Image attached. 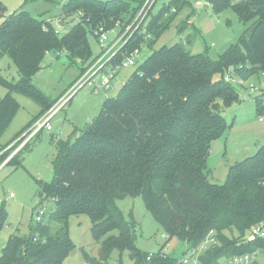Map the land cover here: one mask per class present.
<instances>
[{"label":"trees","instance_id":"obj_1","mask_svg":"<svg viewBox=\"0 0 264 264\" xmlns=\"http://www.w3.org/2000/svg\"><path fill=\"white\" fill-rule=\"evenodd\" d=\"M145 1L135 7L126 0H72L59 14L69 26L62 35L45 15L33 17L22 11L5 17L0 58L7 55L14 62L20 79L11 83L0 75V86L7 90L0 98V136L19 111L15 93L44 102L33 80L48 53L66 52L87 64L92 56L88 35L113 25L124 31ZM208 2L215 13L232 8L241 22L252 24L217 61L190 51L196 40L192 35L186 43L189 48L181 42L153 50L119 94L107 97L98 117L80 135L59 143L54 179L38 192L41 199L53 200L55 208L29 235L9 237L0 264H62L74 249L69 219L80 215L91 219L96 241L103 239L100 260L84 252L90 264H107L115 250L126 249L133 264H183L184 257H154L137 248L134 215L131 212L126 220L117 206L128 197H142L154 220L170 238L185 241L188 251L214 231L219 243L200 257L201 264H221L264 249V239L247 240L254 227L264 228V146L232 165L223 184L212 183L208 171L212 141L228 129L223 111L240 101L242 84L226 81L227 72L231 68L242 82L264 74V0ZM184 5L182 0H168L151 16L147 27L151 39L137 32L116 62L144 43L153 47ZM174 7L178 9L171 13ZM4 12L0 3V17ZM55 103L44 102V114ZM256 105L261 115L264 105L258 99ZM37 120L9 145L25 139ZM31 147L32 142L26 144L6 164L21 165L22 153ZM5 157L0 154V167ZM6 220V209L0 207V229Z\"/></svg>","mask_w":264,"mask_h":264},{"label":"rangeland","instance_id":"obj_2","mask_svg":"<svg viewBox=\"0 0 264 264\" xmlns=\"http://www.w3.org/2000/svg\"><path fill=\"white\" fill-rule=\"evenodd\" d=\"M54 1L51 3L47 0H0L5 9L4 16L0 17V25L5 17L24 11L33 17L45 15V18L56 28L62 7L72 0ZM126 1H130L137 7L142 0ZM167 2L168 0H158L151 13L156 15ZM183 2H185L184 7L180 11L177 8V15L155 45L150 47L144 43L136 59L137 64L120 71V81L127 82L153 50L181 42L187 46V39L191 35L195 36L196 43L192 48L187 46L190 51L193 54H206L210 60L217 61L220 55L238 42L252 24V22H241L232 8L215 13L208 0H182ZM173 9L177 10L175 7ZM62 22L64 25H59L62 27L60 35L69 29L64 19ZM149 22H151V16ZM105 30L110 32V39H114L123 32L122 27L118 25ZM88 43L92 56L85 65L80 60L70 58L66 52L52 51L46 55L33 80L44 102H57L84 76L86 71L83 73V70L88 69L93 64L90 65V63L97 60L96 58L102 52L100 38L90 33ZM230 70L227 75L235 78L234 72ZM0 75L11 83L20 79L16 65L7 55L0 58ZM120 90L121 88L103 89L96 93L89 85L81 87L52 119L51 125L54 130L45 129L37 135L31 141V149L22 153L20 158L22 163L18 166L6 163L23 150L26 144L31 143L27 141L29 137L14 141L11 146L9 144L47 111L44 114L46 105L43 101L23 94H14L20 108L11 124L0 136V154L4 152L6 156L4 164L0 167V207H4L7 212L6 223L0 229V258L11 235L23 236L31 233L40 209L46 213L43 218L44 223L54 210L55 202L51 199H41L38 192L42 184H51L54 179V161L58 154L59 143L68 140L72 135H80L85 127L98 117L107 97L117 96ZM238 91L240 101L223 111L228 129L222 136L212 141L211 145L208 171L210 181L215 184L225 183L232 165L255 155L258 149L264 146V112L259 115L256 105L257 99L264 105V74H256L243 82ZM6 94L7 90L0 86V98L5 97ZM117 206L126 220H130V214L133 213L136 221V246L143 253H153L154 257L179 260L192 251H188L189 245L185 241L170 238L167 235L147 210L142 197H128L117 201ZM92 225L87 215L72 216L69 219V237L74 249L70 251L62 264H90L84 252L100 260L103 239L100 242L96 241L92 234ZM53 228L56 231L58 227L53 225ZM258 262L264 264V249L259 251ZM107 264H133V262L129 250L126 249L123 252L115 250Z\"/></svg>","mask_w":264,"mask_h":264},{"label":"built area","instance_id":"obj_3","mask_svg":"<svg viewBox=\"0 0 264 264\" xmlns=\"http://www.w3.org/2000/svg\"><path fill=\"white\" fill-rule=\"evenodd\" d=\"M158 0H146L138 14L135 16L130 25H128L124 31L115 36L114 39L109 38V31L104 28H97L94 31V35L100 38L102 52L98 56L97 60L86 70L84 76L76 82L69 91L64 93L52 106L48 112L37 120L29 131L27 137L30 141L36 137L43 130L52 131L51 121L73 98L75 93L83 86L89 85L93 87V92L98 93L99 91L105 90H116L122 88L126 82L119 80V73L123 68L129 66H135L137 64V57L140 54V49L134 50L129 56H127L120 63L116 62L117 56L123 50L124 46L128 43L130 38L139 32L140 34L146 35V39H151V35L147 33L148 20L152 16V10L155 7ZM175 12L172 9L171 13ZM169 16L170 14H166ZM62 19L59 18L57 26L55 28L56 34L60 35L62 29ZM60 25V26H59ZM226 81H230L235 84H242L241 80L227 75ZM26 138V137H25ZM20 140V139H18ZM46 213L41 209L36 215V223L43 222V218ZM257 239H264V228L262 226H256L252 229L248 241L253 242ZM218 239L215 237L214 231L210 232L209 236L202 242V244L193 249L189 255L184 256L183 264H201L200 257L208 251L211 247L217 245ZM259 251L247 253L241 256H237L231 259L221 261V264H258Z\"/></svg>","mask_w":264,"mask_h":264},{"label":"crops","instance_id":"obj_4","mask_svg":"<svg viewBox=\"0 0 264 264\" xmlns=\"http://www.w3.org/2000/svg\"><path fill=\"white\" fill-rule=\"evenodd\" d=\"M195 43H196V42H195ZM194 45H195V44H194ZM194 45H193V47H194ZM53 130H54V129H53ZM53 130H52V131H53ZM258 264H259V263H258Z\"/></svg>","mask_w":264,"mask_h":264}]
</instances>
